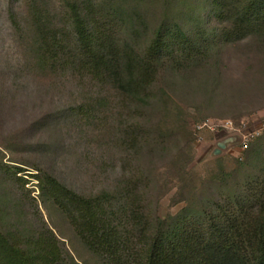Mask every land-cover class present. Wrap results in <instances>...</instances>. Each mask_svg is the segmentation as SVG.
I'll return each mask as SVG.
<instances>
[{
    "label": "rangeland",
    "instance_id": "obj_1",
    "mask_svg": "<svg viewBox=\"0 0 264 264\" xmlns=\"http://www.w3.org/2000/svg\"><path fill=\"white\" fill-rule=\"evenodd\" d=\"M74 7L109 57L102 73L82 66ZM171 32L186 37L150 54ZM128 58L144 61L137 91ZM51 179L106 195L131 247L143 229L264 211V0H0V234L109 264Z\"/></svg>",
    "mask_w": 264,
    "mask_h": 264
},
{
    "label": "trees",
    "instance_id": "obj_2",
    "mask_svg": "<svg viewBox=\"0 0 264 264\" xmlns=\"http://www.w3.org/2000/svg\"><path fill=\"white\" fill-rule=\"evenodd\" d=\"M250 8L242 13L248 15ZM73 19L78 54L82 66H90L93 72L107 70L109 57L95 31L78 9L74 7ZM181 35L182 37H180ZM182 32L159 34L149 49L150 54L170 51L174 39L185 38ZM170 39V40H169ZM128 58L130 79L128 86L137 91L145 84L141 72L144 61ZM136 69V73H135ZM95 72V73H96ZM50 186L57 201L70 204L77 216L81 234L89 248L109 264H264V211L252 214L245 220L238 217L226 220L214 217L208 224H179L171 231H140L134 247L127 236L114 226L107 213V197L86 199L68 191L51 179ZM54 182L55 185H51ZM0 264H63L56 240L45 242L39 238L29 249L16 246L8 237L0 234Z\"/></svg>",
    "mask_w": 264,
    "mask_h": 264
}]
</instances>
